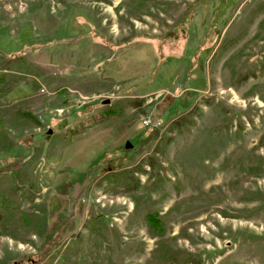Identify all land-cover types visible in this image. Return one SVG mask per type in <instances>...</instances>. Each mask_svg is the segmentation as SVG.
<instances>
[{"label": "rangeland", "instance_id": "rangeland-1", "mask_svg": "<svg viewBox=\"0 0 264 264\" xmlns=\"http://www.w3.org/2000/svg\"><path fill=\"white\" fill-rule=\"evenodd\" d=\"M0 82V264H264V0H0Z\"/></svg>", "mask_w": 264, "mask_h": 264}, {"label": "trees", "instance_id": "trees-1", "mask_svg": "<svg viewBox=\"0 0 264 264\" xmlns=\"http://www.w3.org/2000/svg\"><path fill=\"white\" fill-rule=\"evenodd\" d=\"M78 19H79V17L77 16V17H74L73 20L69 24L64 22V26L62 29L65 30V32L62 35L61 39L57 42H56V38L53 36V34H50L52 36H45L44 35L42 37H39L36 40H33V39L30 40L29 39L26 43L21 44V47L27 46V47L32 48L35 45H37V46H40V48L43 47V48L48 49L47 50L48 52L51 51V53H54L55 51H57L59 49V46L61 44H63L64 42H66L70 39L82 37L83 35H88V30H86V28H85V26L88 24V22H86V25H85V22H81ZM214 22H216L220 25L225 24V20L221 21V20H219L218 17L214 18ZM158 49L160 52V48H158ZM160 56H161V53H160ZM160 58H164V56L160 57ZM181 60L182 61H180L179 63L181 64L183 62L182 65L185 66L187 64V61L189 60V57H183V59L181 58ZM166 61H169V60H166ZM166 63L167 64L164 63V65H170L173 62L170 61V62H166ZM161 65H162V63H161ZM189 65H190V67H184L185 71L182 75L183 76L181 79L182 82H186L188 80V73H189V70L192 69V67H194V62H190ZM156 69H157V67H156ZM142 85H145V83L136 84V87H139ZM181 105L184 106L185 103L183 102V103H181ZM112 113H113V111L107 110L106 116L112 117L113 116ZM113 170H114L113 168H109V169H107V172H111ZM14 209L15 208L10 207V204L8 203V201H6L4 198H1V196H0V222L2 220H4L5 218H7L8 215L12 212L11 210H14ZM62 219L65 220L66 218L64 216H62ZM148 219H149V223H151V225L154 226L155 229L157 230L156 233L160 232V222L158 221V219L154 215H150L148 217ZM54 227H55V229L56 228L59 229L61 227V224H55Z\"/></svg>", "mask_w": 264, "mask_h": 264}, {"label": "built area", "instance_id": "built-area-1", "mask_svg": "<svg viewBox=\"0 0 264 264\" xmlns=\"http://www.w3.org/2000/svg\"><path fill=\"white\" fill-rule=\"evenodd\" d=\"M144 125L146 127H149V128H157L161 125V122L159 121V119H154L152 117H148L146 119H144Z\"/></svg>", "mask_w": 264, "mask_h": 264}, {"label": "water", "instance_id": "water-1", "mask_svg": "<svg viewBox=\"0 0 264 264\" xmlns=\"http://www.w3.org/2000/svg\"><path fill=\"white\" fill-rule=\"evenodd\" d=\"M49 133L51 134V130H49ZM126 147H128V144L126 145Z\"/></svg>", "mask_w": 264, "mask_h": 264}]
</instances>
